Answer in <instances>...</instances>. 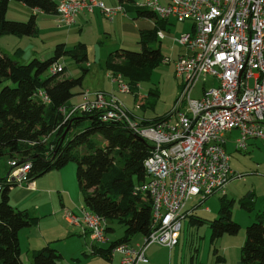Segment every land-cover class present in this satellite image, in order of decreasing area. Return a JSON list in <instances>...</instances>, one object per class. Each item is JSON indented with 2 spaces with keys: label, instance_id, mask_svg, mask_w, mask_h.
Returning a JSON list of instances; mask_svg holds the SVG:
<instances>
[{
  "label": "built area",
  "instance_id": "obj_1",
  "mask_svg": "<svg viewBox=\"0 0 264 264\" xmlns=\"http://www.w3.org/2000/svg\"><path fill=\"white\" fill-rule=\"evenodd\" d=\"M134 3L139 10H150L162 20L192 23L191 31L178 39L183 54L174 62L175 74L184 85L173 112L149 124L130 116L114 97L99 94L93 100L85 93L82 102L67 114L95 111L102 122L125 123L152 146L144 161L145 181L135 189V193L151 199L152 231L141 246L115 247L114 252L123 256L122 264L146 263V251L152 245L173 250L180 241L189 201L199 197L200 204L224 190L235 176L226 148L228 135L238 134L234 142L238 152L247 151L253 139L264 141V0ZM95 10L111 19L125 12L123 6L108 7L99 0H61L55 17L60 27H71L83 11ZM158 36L163 38L164 33ZM61 68L54 66L52 72ZM108 76L119 92H132L121 74ZM198 84L202 95L194 99L191 91ZM40 97L49 104L47 96ZM9 165L11 171L5 184L31 186L30 163L12 160ZM65 219L89 232L93 243L108 241L105 219L85 207L79 215L66 211Z\"/></svg>",
  "mask_w": 264,
  "mask_h": 264
},
{
  "label": "trees",
  "instance_id": "obj_2",
  "mask_svg": "<svg viewBox=\"0 0 264 264\" xmlns=\"http://www.w3.org/2000/svg\"><path fill=\"white\" fill-rule=\"evenodd\" d=\"M11 1L46 15H55L59 5L55 0H0V38L37 37L39 34L35 14L26 22L8 20ZM136 12L139 17H155L150 11ZM154 36L155 33L143 34L139 50L112 52L104 63V70L108 74H121L136 93L137 85L148 81L151 69L164 60L161 50L145 40L147 37L155 40ZM65 56L75 60L84 71L78 79L63 78L65 68L59 60ZM57 65L61 70L52 72ZM87 65L88 50L84 43L71 49L59 44L53 57L45 61L34 58L26 64L0 52V159L7 157L18 164L30 163L32 182L76 163L85 209L105 219L106 235L114 231L110 222L123 226L124 235L109 249L94 247L92 255L111 261L115 247L129 244L137 235L148 236L152 231L151 199L146 194L135 193L136 187L145 181L144 161L151 154L152 146L125 123L102 122L95 111L67 115L75 106L71 102L74 96H80L82 102L85 92L74 94L73 90L82 86L84 74L89 71ZM41 94L48 97L49 104L43 101ZM63 109L67 112L63 113ZM6 180H0V264H24L19 234L37 226L40 218L11 205L10 192L15 185L5 184ZM233 203L222 197L219 215L210 222L213 243L224 236L239 234L241 226L232 217ZM242 204L252 212L248 203ZM32 259L33 264H60L63 255L52 246H44L33 252ZM242 262L264 264V213L257 214L246 228Z\"/></svg>",
  "mask_w": 264,
  "mask_h": 264
},
{
  "label": "crops",
  "instance_id": "obj_3",
  "mask_svg": "<svg viewBox=\"0 0 264 264\" xmlns=\"http://www.w3.org/2000/svg\"><path fill=\"white\" fill-rule=\"evenodd\" d=\"M99 1L103 2L108 7L123 6L125 8V12L117 13L112 17V19L107 18L99 11H96L93 14L83 13L77 18L76 23L71 27H64L63 29H59L56 26H54L55 29L54 31H57L60 34L62 32H65V34L61 37L52 40V43L55 44L57 43V45L65 44L66 47H68V45L75 46L76 43L78 44L84 43L87 46L89 62L95 63L97 59H99V62H102L103 58L104 61H106L105 59H107L112 52L119 49L139 50L141 49L140 46H141V40L143 34L148 35L150 33H155L154 36L155 40H152V38L150 40L149 37H147L145 40L150 42L149 45H151V47L153 48L158 47L159 50H161V52H163L164 54L163 62L172 64L175 69L174 62L178 59L179 56L183 54L182 47L175 42L174 39L176 36H174L171 31V26L174 23H178V22H176L173 19L162 20L158 16H156V14L155 17L153 18L139 17L136 12V10L139 11V9L136 8L135 6L134 3L135 0L124 1V2H122V0H99ZM160 1L163 4H165L167 0H160ZM55 2L59 4L61 0H55ZM18 8H20L22 12H28V14L32 12V14L37 15V21H39V16H42L43 18L46 16H50L43 14L38 10L25 9L28 8L27 6L21 7L19 5ZM146 11H150V10L146 9ZM45 30L49 33L53 32V30H50V27L49 28L47 27ZM160 32L164 33L163 38L158 36V33ZM39 37H40V33L38 34L37 37H32V38L38 40ZM53 47H55V45H53ZM19 48L20 47H18L17 52H13L14 53L13 55L15 57L22 56L23 50ZM34 49L35 48H33V50ZM33 50L31 54H29L28 57H26V59H29L31 61L32 59L36 58L37 53ZM106 75L108 76V72H106ZM79 98H80L79 103H81V97L79 96ZM79 103H73V104H79ZM237 136H238L237 133H232L228 135L227 145L229 146L231 145L234 151H236L234 142ZM259 140L260 139H253L249 141V148L246 153L247 155L251 154V157H255L257 154L263 152L264 144L261 145L259 143ZM260 141L264 143L263 140ZM10 171L11 169L10 167H8V165L5 168H3L2 165H0V180L7 178ZM233 173L235 175V172ZM39 184H40L39 180L33 181L31 183V186L28 187L19 186L22 187L19 189L16 188L17 186H15L11 189L10 192L11 201H13L14 203L16 202L20 204L21 202L25 201L29 196L34 198L33 206H32V209L34 211L33 213L36 217L40 218V222L37 226L26 228L22 230L19 234L22 255H23V251H25L27 256H29V258H32L34 251L40 250L44 246L53 247L55 246L56 243L65 241L68 246L57 245L54 247L55 249H57V247H63L62 248L63 252H61L60 249H57L62 253L63 259L76 261L77 264H122L123 256L120 253H115L114 249L112 250L111 261H107L99 255H92V253L94 251V247L95 249L96 248L97 249L102 248L105 250L109 249L115 241H117L124 235V233L121 237L117 238L116 240H110L108 238V241L105 244H94L91 240L89 232L84 231L80 227L72 225L70 222H68L65 219V212L70 210H65L64 212L62 211L63 215L55 214V213L52 214V212L47 210V205L53 204V200L50 198L54 197L55 192L59 190L63 192L62 194H60V196L62 197V199L60 200L62 201L63 209H67V207L65 206L66 203L71 205V200H70L71 197L67 196L69 191L66 189V184L64 183L58 184L54 180L50 181V179L48 181H43V184L47 186L45 189H50L49 196L47 195L48 197L45 196V194L47 193L46 192L43 193V191L39 187ZM257 193L258 191L257 189H255L253 192H250L247 197L241 198L239 200V204L241 205V208L246 210V214L239 211L238 215H236L235 213H233V207H232L233 220L241 226V230L238 235L224 236L218 239L216 242H214V244L212 243V245H208V246L206 243H203L198 246V248L195 250V253H192L189 252V249L186 248V243L181 242L183 237V232H181L179 244L173 250H169L168 248L159 245H152L146 251V257L148 261L146 263H141V264H243L242 247L246 239V228L255 221L257 214L264 213V210L262 211L261 208H259L260 210L258 211L255 210L256 208L255 197ZM40 194L43 195L41 197L36 198V196ZM65 196H67V198H65ZM207 199L200 204L196 202L192 206L188 203L186 206L185 219L188 218L192 219L193 216L196 214L197 208L201 207L207 201ZM219 199L221 205L222 198ZM241 202L248 203V205L252 207V212H249L246 208H244ZM15 204H13V206ZM15 207L19 209L21 206L18 207L17 205ZM83 208L84 207L80 208V210H82ZM206 209L209 208L203 209L205 213L210 212V209L209 211H206ZM24 210H28V209L26 208ZM28 211L31 212L30 210ZM211 213L213 214V216H216L212 218L214 220L218 217L219 210L218 212L217 211L213 212L211 210ZM47 218L49 219L53 218V220L43 221ZM45 226L49 227L48 230L46 229ZM115 230L116 229L114 228V231L112 233H114ZM143 242H144V237L139 235L133 237L129 244L136 247L139 245L141 246ZM81 255L83 256V258L81 257Z\"/></svg>",
  "mask_w": 264,
  "mask_h": 264
},
{
  "label": "rangeland",
  "instance_id": "obj_4",
  "mask_svg": "<svg viewBox=\"0 0 264 264\" xmlns=\"http://www.w3.org/2000/svg\"><path fill=\"white\" fill-rule=\"evenodd\" d=\"M9 5L10 6L7 14L8 20L26 22L32 16L31 15L32 12L28 14V12H22L20 8H18L19 5L21 7L22 6L26 7L25 5L19 2L11 1ZM25 9H29V8H25ZM96 11L98 10H95L90 14H93ZM84 13L87 14L89 12H84ZM37 24L40 33V37L38 40H35V38L32 37L17 38L12 36H5L0 40V52L9 55L13 60L15 61L18 60L20 63L23 64L30 62V60L26 59V57H28V55L31 54L33 48H35L33 51L37 53L36 58L41 61H45L53 57L57 43L56 44L52 43V40L63 36L65 32H62L60 34L57 31H54L55 30L54 26H56L59 29H63L58 25V20L57 17H55V15L46 16L44 18L42 16H39V21H37ZM47 27L48 28L50 27V30H53V32L52 33L47 32L45 30ZM191 28H192V23H174L171 26L172 34L176 36L174 40L178 45H179L178 39L183 34L190 32ZM77 44L78 43H76V45ZM53 45H55V47H53ZM73 46L74 45H68L67 48L71 49L73 48ZM18 47H20L19 49L23 50L22 56L15 57L13 55L14 54L13 52H17ZM155 48L159 49L158 47ZM102 60H103L102 62H99V59H97L95 63L89 62L88 66L89 68L91 66V68L87 73L84 74L82 86L77 87L73 90L74 94L84 91L85 93H89L90 97L93 100H95L99 94H105L109 98L114 97L115 100L118 101L124 107V109L129 113L130 116L131 114H133L135 119L139 120L140 122L142 120L146 122H150L149 124L155 122L159 118L161 119L166 116H169L173 112L177 104V100L181 96V91L184 83L182 79L176 76L175 69L172 64L162 62L159 66L151 69L148 81H143L139 83L140 89L137 91L138 93L128 92L127 94H124L122 92H119V90L116 88L118 87V85L112 86L113 84L111 83V79L109 78V76L106 75V71L104 70V62H105L104 58ZM59 63L62 64L65 68V73L63 78L78 79L84 73V71L82 72L76 61L73 60L71 57L65 56L59 60ZM101 64L103 65V67ZM47 75H50V72H48ZM209 82L212 83V80L210 79ZM125 84H129L126 79H125ZM250 86L251 87L253 86V81L250 82ZM191 95L194 99L201 98L202 95L201 84H198L194 87V89L191 91ZM71 102L79 103L80 102L79 96L78 95L74 96ZM83 113H91V111H87ZM259 143L261 145L264 144L260 140ZM227 150L230 155V168L233 172H235V176L228 182V184L225 186L222 192H218L213 196L209 197L201 207L197 208L196 211L197 215L195 214L192 219L188 218L182 222L183 237L181 242L186 243V248L189 249V252L195 253V250L198 248V246L203 243H206L207 246L212 245L213 242L211 241L212 231H211L210 222H212L213 221L212 218L216 216H213L211 210L213 212L216 211L218 212L220 208L219 198H222V196L225 195L226 199L229 201L231 200L235 201L232 205L233 213L238 215L239 211H241L242 213L246 214V210L241 208V205L239 204V200L241 198L247 197L250 192H253L255 189H257L258 193L256 194L255 197V207H256L255 210L258 211L260 210L259 208H261L262 211L264 210V149L262 153L257 154L255 157H251V154L247 155L246 154L247 151H243V152L234 151L231 145L230 146L227 145ZM9 163L10 160L7 157L0 159V165H2L3 168L7 167V165L8 167H10ZM77 169H78V165L72 162L62 170L51 171L46 175L35 180V181L39 180L40 182L39 187L41 188L43 193L44 192L47 193L45 194L46 197L49 196L50 189H45L47 186L43 184V181H48L50 179V181L54 180L58 184L61 183L66 184V189L69 191L67 196L71 197L70 199L71 205L66 203L65 206L67 207V209H63L62 201L60 200L62 199L60 194H62L63 192L61 190L56 191L54 197L50 198L53 200V204L47 205V210L52 212V214L55 213V214L63 215L62 211L64 212L65 210H70L74 214L79 215L80 208L85 206L83 194L81 193L77 180ZM16 188L19 189L22 187L17 186ZM223 192L225 194H223ZM42 195L43 194H40L36 196V198L41 197ZM67 196H65V198H67ZM199 200H200L199 197H194L189 201V204L192 206ZM33 201L34 198L29 196L25 201L21 202L20 204L16 202L15 204L13 201H11V205L13 206V204H15L13 207L17 205L18 207L21 206L19 208L20 210H24L27 208L28 210L31 211L30 213L34 215L33 213L34 211L32 209ZM205 208H209L210 212L205 213L203 210ZM51 220H53V218L51 219L47 218L43 221H51ZM201 220L204 221L203 224L199 222ZM110 225L116 229L114 233H107V236L110 240H116L117 238L123 235L124 229L122 228L123 227L122 225H120L116 221L110 222ZM45 227L48 230L49 227L47 226ZM57 245L68 246L65 241L58 242L55 244V246ZM55 246H53V248ZM62 248L63 247H57V249H60L61 252H63ZM81 257L83 258L82 255ZM22 259L24 264H33V259L29 258V256H27L25 251H23ZM60 263L77 264L76 261H71L69 259H63L62 261H60Z\"/></svg>",
  "mask_w": 264,
  "mask_h": 264
},
{
  "label": "water",
  "instance_id": "obj_5",
  "mask_svg": "<svg viewBox=\"0 0 264 264\" xmlns=\"http://www.w3.org/2000/svg\"><path fill=\"white\" fill-rule=\"evenodd\" d=\"M63 138H65V136Z\"/></svg>",
  "mask_w": 264,
  "mask_h": 264
}]
</instances>
